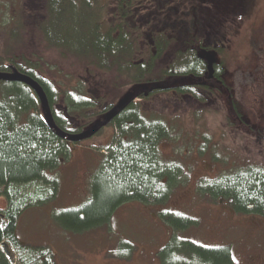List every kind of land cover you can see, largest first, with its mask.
Returning a JSON list of instances; mask_svg holds the SVG:
<instances>
[{
  "label": "trees",
  "instance_id": "1",
  "mask_svg": "<svg viewBox=\"0 0 264 264\" xmlns=\"http://www.w3.org/2000/svg\"><path fill=\"white\" fill-rule=\"evenodd\" d=\"M251 2L0 0V28L9 36L0 72L31 79L30 84L0 79V199L7 201L0 208V264H13L10 252L16 264H54L50 249L19 240L20 217L56 198V176L71 148L106 128L117 134L91 178V197L54 215L68 231L101 227L128 202L168 203L181 183L183 160L162 157L159 146L182 139L180 120L191 112L188 105L199 107L195 119L221 112L244 132L257 135L217 57L230 25ZM43 46L89 69L79 87L58 86L42 76L49 70ZM208 55L215 58L212 69ZM194 134L188 144L201 138L196 148L204 151L210 135ZM216 154L218 163L221 155ZM34 183L46 184L48 194L41 186L25 194L24 186ZM200 188L216 201L229 202L238 215L264 216V162L240 166ZM159 212L175 233L198 225L179 212ZM158 256L162 264H235L228 246L207 247L181 238L168 241Z\"/></svg>",
  "mask_w": 264,
  "mask_h": 264
},
{
  "label": "rangeland",
  "instance_id": "2",
  "mask_svg": "<svg viewBox=\"0 0 264 264\" xmlns=\"http://www.w3.org/2000/svg\"><path fill=\"white\" fill-rule=\"evenodd\" d=\"M227 35L218 61L225 68L223 75L235 98L243 105L245 117L259 130L257 135L244 132L219 111L195 119L193 112L199 107L188 105L191 112L185 111L180 120L184 128L182 139L174 145L163 141L159 146L162 157L171 160L176 156L183 160L181 183L168 203L149 206L128 202L101 227L80 233L68 231L56 222L54 215L59 210L79 207L91 197V178L117 134L116 129L108 127L71 148L69 161L63 163L56 176L59 178L56 198L27 209L20 217L17 235L22 244L50 249L54 264H162L160 250L171 239L181 238L207 247L228 246L235 264H264V216L238 215L229 202L216 201L200 188L209 179L229 174L240 166L264 162V141L258 139L264 138V0H252L245 14L230 25ZM8 37L0 28V54ZM40 43L45 44L41 39ZM42 52L49 67L41 72L42 76L71 89L81 85L85 71L89 70L84 64L73 57H63L56 49L43 46ZM174 110L172 107L171 112ZM195 131L210 135L211 140L202 152L196 148L201 138L194 145L188 144L195 138ZM182 148L184 153L176 154ZM216 153L221 155L218 163L213 161ZM38 186L45 189L44 196L48 194L46 184L40 183L26 184L25 194H33ZM6 203L2 197L0 208ZM164 209L190 216L198 225L175 233L161 220L159 211ZM128 253H132V258L127 259ZM9 257L16 264L11 252Z\"/></svg>",
  "mask_w": 264,
  "mask_h": 264
},
{
  "label": "water",
  "instance_id": "3",
  "mask_svg": "<svg viewBox=\"0 0 264 264\" xmlns=\"http://www.w3.org/2000/svg\"><path fill=\"white\" fill-rule=\"evenodd\" d=\"M207 58L209 59V68L212 69V64H213V61H215V58L208 55ZM0 79L2 80H8V79H13V80H25L27 81L29 84L31 83V79L29 78H25V77H22L20 74H14V75H11V74H4L2 72H0Z\"/></svg>",
  "mask_w": 264,
  "mask_h": 264
},
{
  "label": "crops",
  "instance_id": "4",
  "mask_svg": "<svg viewBox=\"0 0 264 264\" xmlns=\"http://www.w3.org/2000/svg\"><path fill=\"white\" fill-rule=\"evenodd\" d=\"M132 258V257H131Z\"/></svg>",
  "mask_w": 264,
  "mask_h": 264
},
{
  "label": "flooded vegetation",
  "instance_id": "5",
  "mask_svg": "<svg viewBox=\"0 0 264 264\" xmlns=\"http://www.w3.org/2000/svg\"><path fill=\"white\" fill-rule=\"evenodd\" d=\"M162 261V260H161Z\"/></svg>",
  "mask_w": 264,
  "mask_h": 264
}]
</instances>
